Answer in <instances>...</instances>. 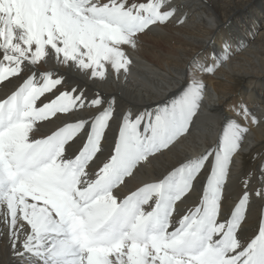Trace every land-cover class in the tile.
Returning <instances> with one entry per match:
<instances>
[{"label":"snow or ice","instance_id":"6c2138e0","mask_svg":"<svg viewBox=\"0 0 264 264\" xmlns=\"http://www.w3.org/2000/svg\"><path fill=\"white\" fill-rule=\"evenodd\" d=\"M176 12L170 0H0V86L15 82L0 96V236L22 264H264V203L249 223L254 198L264 202V164L258 187L249 173L225 203L247 124L226 121L214 146L122 193L189 132L205 85L190 79L151 109L118 112L115 97L69 82L73 70L101 80L109 68L129 72L126 48L182 24ZM236 115L261 119L246 105Z\"/></svg>","mask_w":264,"mask_h":264},{"label":"bare ground","instance_id":"6f19581e","mask_svg":"<svg viewBox=\"0 0 264 264\" xmlns=\"http://www.w3.org/2000/svg\"><path fill=\"white\" fill-rule=\"evenodd\" d=\"M170 3L183 23L173 20L140 35L137 49L126 48L132 59L129 72L116 74L109 68L106 78L101 80L89 79L73 70L69 82L79 81L90 97L97 92L106 100L115 97L118 112L151 109L176 95L190 79L203 83L202 103L189 132L170 150L142 163L119 191L127 193L142 182L165 174L179 161L214 146L225 122L235 118L247 124L249 131L243 137L226 185L225 203L230 206L249 173L254 174L252 187H258L255 177L264 164V0H170ZM225 44L229 57L226 60L220 58ZM214 59L219 60L214 73L201 71V65H212ZM14 83L0 86V96ZM240 105H246L261 118L260 122L243 121L236 115ZM57 124L59 121L42 123L38 135ZM115 127L109 133L110 139ZM201 187L197 185V192L179 206L181 210L192 206ZM262 203L254 198L250 224L258 219ZM0 264H22L9 240L2 236Z\"/></svg>","mask_w":264,"mask_h":264}]
</instances>
